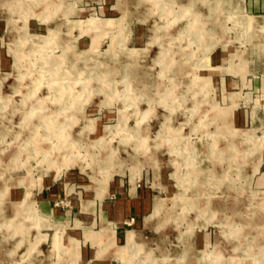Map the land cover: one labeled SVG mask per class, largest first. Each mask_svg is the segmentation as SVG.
<instances>
[{"label":"rangeland","instance_id":"obj_1","mask_svg":"<svg viewBox=\"0 0 264 264\" xmlns=\"http://www.w3.org/2000/svg\"><path fill=\"white\" fill-rule=\"evenodd\" d=\"M263 21L242 0H0V264H67L35 192L83 212L113 175L154 203L125 243L109 230L114 264H264Z\"/></svg>","mask_w":264,"mask_h":264},{"label":"crops","instance_id":"obj_2","mask_svg":"<svg viewBox=\"0 0 264 264\" xmlns=\"http://www.w3.org/2000/svg\"><path fill=\"white\" fill-rule=\"evenodd\" d=\"M242 5L244 10L253 17H264V0H242ZM218 56L219 52L215 50L211 55L213 65L207 67L209 70L220 67L216 64ZM262 63V70H264V62ZM239 64L228 67L241 76L243 83L250 68L248 58L246 57L244 74L237 70ZM58 191L56 184L44 186L35 192L33 201L41 216L56 223L55 228H63L61 241L63 246H70L66 251L69 256L67 264H79V262L80 264H114L116 258L122 260L118 254V248L109 242L111 235L109 230H114L116 243L123 244L128 232L136 231L126 226L132 223L139 224L142 220L145 224L146 216L153 211L152 209L148 213L152 205L154 208L151 185L141 181L138 177L133 179L125 175H113L103 195L97 194L95 188V194L85 199L84 213L80 209H75L71 204H58L57 200L60 199ZM25 195L28 196L29 193ZM10 196L15 198L18 195L10 194ZM83 220L85 225L78 229V224ZM121 237H124L123 243L118 242ZM72 240H77V242L72 243ZM63 246L60 249L64 252Z\"/></svg>","mask_w":264,"mask_h":264},{"label":"bare ground","instance_id":"obj_3","mask_svg":"<svg viewBox=\"0 0 264 264\" xmlns=\"http://www.w3.org/2000/svg\"><path fill=\"white\" fill-rule=\"evenodd\" d=\"M215 5V4H214ZM214 11V10H213ZM218 11V10H217ZM201 17V16H200ZM201 25V24H200ZM260 27H264V21L262 22V23H260ZM196 30V29H195ZM197 31V30H196ZM220 145V144H219ZM221 146V145H220ZM221 148V147H220ZM115 149V148H114ZM113 150V149H112ZM220 153H221V151H220ZM115 154V153H114ZM121 156V155H120ZM121 160V159H120ZM210 200V199H209ZM207 202H209V201H207Z\"/></svg>","mask_w":264,"mask_h":264}]
</instances>
